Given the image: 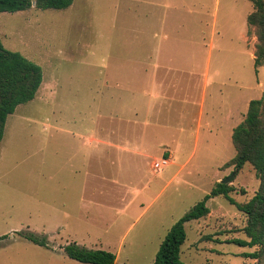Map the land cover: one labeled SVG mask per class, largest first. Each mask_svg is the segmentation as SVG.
<instances>
[{
	"label": "rangeland",
	"instance_id": "1",
	"mask_svg": "<svg viewBox=\"0 0 264 264\" xmlns=\"http://www.w3.org/2000/svg\"><path fill=\"white\" fill-rule=\"evenodd\" d=\"M253 9L250 0H74L0 12L4 46L43 69L35 98L9 115L0 142V264H91L66 254L71 243L149 264L218 182L233 174L230 196L255 195L254 166L228 163L234 128L264 95ZM160 76L171 103L155 87ZM148 101L159 122H146ZM164 142L180 143L177 155ZM207 205L185 225L182 260L258 264L246 253L260 246L227 241L250 239L246 213L224 195ZM18 232L46 236L50 247Z\"/></svg>",
	"mask_w": 264,
	"mask_h": 264
},
{
	"label": "trees",
	"instance_id": "2",
	"mask_svg": "<svg viewBox=\"0 0 264 264\" xmlns=\"http://www.w3.org/2000/svg\"><path fill=\"white\" fill-rule=\"evenodd\" d=\"M73 1L0 0V12L27 10L33 4L40 9H66ZM250 1L253 2L254 9L249 13L247 21L255 28L258 36L255 65L260 66L264 62V0ZM42 82V66L19 51L4 46L0 36V142L4 137L9 115L13 114L20 104L34 99ZM232 140L237 152L228 163L235 164L236 168L243 167L247 162L251 163L261 181L258 191L247 202L242 203L230 196V192L235 189L231 184L218 182L210 193L173 224L160 245L156 259L149 264H202L185 262L181 258L182 245L187 238L185 225L206 216L210 212L207 201L217 195H224L247 215L244 230L250 239L229 238L227 241L242 246H260L259 250L246 254L258 259V264H264V95L250 101L244 120L233 130ZM18 233L37 245L50 247L46 236L32 232ZM65 252L70 258L83 263L131 264L118 263L117 256L112 251L86 248L77 243L68 244Z\"/></svg>",
	"mask_w": 264,
	"mask_h": 264
},
{
	"label": "crops",
	"instance_id": "3",
	"mask_svg": "<svg viewBox=\"0 0 264 264\" xmlns=\"http://www.w3.org/2000/svg\"><path fill=\"white\" fill-rule=\"evenodd\" d=\"M249 14V13H248ZM247 23H248V21H247ZM212 33L215 35V33H216V28H214L213 29V31H212ZM161 78H159V80H157V82H155V87H160L161 89H163L164 90V92H163V94H166L167 93V97H166V100H168L169 101V103H171V101H173L172 100V95L170 96V94H172L171 93V91H168V90H165L166 88L165 87H167L168 88V86H166V84H165V82H167V80H166V78H162V76H160ZM155 87H153V88H155ZM162 91V90H161ZM154 109H155V105L153 106H150L149 105V101L147 102V105H146V112H147V114H146V117H147V120H146V122H148L150 119H153L155 122H159V120H157V117H153L150 113H153L154 112ZM156 119V120H155ZM141 121V120H140ZM126 131H124V133H125ZM111 133H116L115 131H109V133H108V135L110 136V134ZM122 133V131H117V133L116 134H121ZM142 141H143V144H144V137L141 139ZM105 143H107L108 145H110V146H113V147H116V146H118V147H122L123 145L122 144H119V143H117L116 141H105ZM173 145L174 143H169V142H164V146L166 147V149H169L170 151H171V153H170V158H173L172 156H174V155H177V153H178V150H179V147H180V143H178V144H174L175 146H176V148L175 149H171V145ZM143 146V145H142ZM122 148H127V147H122ZM168 160V159H167ZM168 163H169V160H168ZM167 163V164H168ZM164 166V165H163ZM162 168V167H161ZM161 168L160 169H157V170H161Z\"/></svg>",
	"mask_w": 264,
	"mask_h": 264
},
{
	"label": "built area",
	"instance_id": "4",
	"mask_svg": "<svg viewBox=\"0 0 264 264\" xmlns=\"http://www.w3.org/2000/svg\"><path fill=\"white\" fill-rule=\"evenodd\" d=\"M167 163H168V160L164 159L162 162H157L155 166L157 167V169H160L163 165Z\"/></svg>",
	"mask_w": 264,
	"mask_h": 264
},
{
	"label": "water",
	"instance_id": "5",
	"mask_svg": "<svg viewBox=\"0 0 264 264\" xmlns=\"http://www.w3.org/2000/svg\"><path fill=\"white\" fill-rule=\"evenodd\" d=\"M232 176H233V174L230 175V176H228L227 178L223 179L221 182H222V183H227V182H229V181L231 180Z\"/></svg>",
	"mask_w": 264,
	"mask_h": 264
},
{
	"label": "bare ground",
	"instance_id": "6",
	"mask_svg": "<svg viewBox=\"0 0 264 264\" xmlns=\"http://www.w3.org/2000/svg\"><path fill=\"white\" fill-rule=\"evenodd\" d=\"M166 165V164H165Z\"/></svg>",
	"mask_w": 264,
	"mask_h": 264
}]
</instances>
